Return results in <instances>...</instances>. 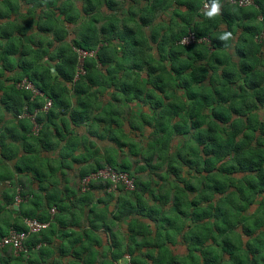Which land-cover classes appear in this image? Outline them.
Here are the masks:
<instances>
[{
  "label": "trees",
  "instance_id": "trees-1",
  "mask_svg": "<svg viewBox=\"0 0 264 264\" xmlns=\"http://www.w3.org/2000/svg\"><path fill=\"white\" fill-rule=\"evenodd\" d=\"M33 1L42 36L18 35L32 21L0 31V179L39 185L17 210L15 186L1 191L0 241L12 228L25 230L24 217L49 226L23 251L0 246V264H264V43L257 38L264 0L246 7L219 0L211 18L213 0H124L125 15L103 22L97 15L117 0H80L76 15L69 2ZM76 23L79 36L67 41ZM188 32L205 40L180 44ZM24 77L42 95L18 86ZM47 99L51 106L40 110ZM124 123L141 134L151 128L146 149L128 143ZM127 146L144 164L117 159ZM160 164L165 173L151 174ZM73 165L81 180L110 166L134 186L112 189L97 177L68 195L55 175ZM118 220L127 223L120 232L111 228ZM176 243L184 253L174 252Z\"/></svg>",
  "mask_w": 264,
  "mask_h": 264
},
{
  "label": "rangeland",
  "instance_id": "rangeland-1",
  "mask_svg": "<svg viewBox=\"0 0 264 264\" xmlns=\"http://www.w3.org/2000/svg\"><path fill=\"white\" fill-rule=\"evenodd\" d=\"M124 0H117V2H118V4L117 5H115L116 7H115V9L114 10H110V9H108L107 7H106V12L104 13V14H99V15H97V17H99V20H100V22H103L105 19H106V17H109V16H111V15H113V14H118V13H122V15H125V10H126V4L123 2ZM35 2V4H36V1H34ZM142 2V1H141ZM140 1L138 2L139 4L141 3ZM144 2V1H143ZM103 6L104 5H99V6H97V8H96V10L97 11H99V10H101L102 8H103ZM76 8L78 7V4L75 6ZM75 7H74V10H75V12H74V14L76 15V10L80 13L81 12V6L79 7L80 9H75ZM134 8H135V6H134ZM73 10V11H74ZM59 16H61L60 15V13L58 14ZM118 16H119V14H118ZM161 17H163L164 19H168V15L167 14H165V15H162ZM120 20V19H119ZM71 29L68 31V34L66 35V36H68L67 37V41H69L70 40V36L71 35H73V36H75V37H77V36H79V32H78V29H79V27H78V25H77V23L76 24H72L71 25ZM146 29H143V32L146 34ZM58 45L57 44H55V47H54V49L57 47ZM153 46H155V45H153ZM79 54H80V58L83 56L82 54H81V51H79ZM94 54V53H93ZM78 70L79 71H81V67H78ZM10 74H9V72H5V76H9ZM26 79V77H24V78H22V80H25ZM108 95H109V91H105V93H104V96H106V97H108ZM131 105V104H130ZM132 108H134L135 110H137V106L136 105H132ZM148 109L149 108H145L144 110L147 112L148 111ZM26 115H28L29 116V114H25V112L23 113V114H21V116H18V117H24V116H26ZM124 116H129L128 115V109H127V107L125 106L124 107V114H123ZM10 117V116H9ZM128 125V124H127ZM126 125V123H124V125H123V129H124V133H126V135H128L129 136V142L128 143H131L130 145H132V144H134L136 147H137V149H138V152H140L141 150H142V148L144 147V149H146L145 147H146V143L149 141V139H150V137H149V132L151 131V128L150 127H146L145 129L146 130H144L143 132V134H141V133H139V130L138 131H136V130H134V129H130L128 126ZM38 129H39V125H37V124H33V127H32V133L33 134H36L37 133V131H38ZM79 131L80 132H85L86 131V128H80L79 129ZM93 139H95V138H93ZM180 141V140H179ZM179 141L178 140H174L173 141V144L174 145H172L171 147H170V149L172 150L173 148H174V146H175V144H177V143H179ZM10 142H11V139H10ZM14 144H16V143H14ZM14 144H12V145H14ZM18 144H20V143H18ZM96 144L99 146V144H101L102 145V147L103 146H105V145H109L105 140L103 141L102 139L101 140H99V139H97V141H96ZM128 152H129V148H128V146L127 147H125L122 151H118L117 153H116V157H117V159H121L123 156H126L128 159H133V160H135L136 158L139 160V162L140 163H142V164H144V160H143V158H142V156H140V155H132V154H128ZM173 152H175V151H173ZM51 155L53 156V157H55L54 156V154H52L51 153ZM157 161H159V158H157L156 156H154V158H153V160H152V162L154 163H156ZM10 163L11 162H8V164H5V165H10ZM55 166L56 165H58L57 163H55L54 164ZM1 166V165H0ZM165 169H166V167H165V164H160V167L157 169V170H155L153 173H151V174H155V173H157V175L159 174V173H165ZM79 167H77V166H75V165H73V167L72 168H64V173H57V175H55V176H59L60 178H61V182L58 184V186H56V187H58V188H62L63 187V189H64V185H66L67 187H68V195H69V192H70V194H71V192H73L75 195H78V194H80V193H82L83 191H85L86 189H87V187H88V185L85 187L84 185H83V183H82V181H81V179L79 178ZM151 171V170H150ZM102 172V171H101ZM56 173V172H55ZM181 173L182 174H184L185 176H188L187 175V172H186V169H185V167L183 168V170L181 171ZM93 175V179L95 180L97 177L96 176H102V174L101 173H93L92 174ZM104 176V175H103ZM102 176V177H103ZM141 177H142V179H144V180H146V179H149V176H151L150 175V173L149 172H143L141 175H140ZM96 177V178H95ZM10 180L11 179H3V180H0V194H1V191H3V189H5V188H8V187H11V186H15V190H13V189H11V192H15L16 193V197H15V205H17L18 204V202L21 200V199H23V200H25V199H27L28 197H31V194L28 192L30 189H34V190H36L37 189V187H38V185H39V183L37 182V181H33V180H30L29 182H28V178L27 177H25V183H21V182H18V184H17V182H14L12 185L10 184ZM6 184L8 185V186H6ZM85 187V188H84ZM114 187H115V185H112L111 186V188L112 189H114ZM85 190H84V189ZM125 188V187H124ZM107 189L109 190L110 189V187L108 188L107 187ZM130 189V188H129ZM128 189V190H129ZM125 190V189H124ZM21 193H23V195H20ZM27 194H30L29 196L27 195ZM64 194V193H63ZM19 195V196H18ZM30 199V198H29ZM68 200H69V202L70 203H74V201H71L69 198H68ZM94 205V204H93ZM256 207V205L254 204V205H250L249 206V209L250 210H252V209H254ZM52 208V207H51ZM55 208V207H54ZM113 208V207H112ZM109 209L111 210V208L109 207ZM55 213H54V215H56V214H58V212H57V209L55 208ZM49 212H50V210H49ZM111 212H109L108 213V216L109 217H111V214H110ZM127 226V223H126V221H124V220H121V221H117V222H115L114 221V223L111 225V228L112 229H118V231L120 232V231H122V229H124L125 227ZM184 250H186L185 249V247L183 246V245H180V244H175V246H174V252H176V253H178V254H182V253H184ZM51 257V256H50ZM50 257L47 259V260H49L50 259ZM126 257V256H125ZM185 262V260H183L182 261V263H184ZM130 264V263H129Z\"/></svg>",
  "mask_w": 264,
  "mask_h": 264
},
{
  "label": "built area",
  "instance_id": "built-area-1",
  "mask_svg": "<svg viewBox=\"0 0 264 264\" xmlns=\"http://www.w3.org/2000/svg\"><path fill=\"white\" fill-rule=\"evenodd\" d=\"M227 2L231 5L238 6V7H246L250 5H255V0H227ZM204 8H210V6L205 2L204 3ZM257 38L259 39L260 42L264 43V30L261 31L258 35ZM205 38L203 39H196L195 35L193 32H188L185 36L181 38L179 41L180 44H189L192 42H201L204 41ZM81 54L84 56L86 52L81 51ZM18 86L23 87L29 91H31L33 96L36 95H42V92H40L28 79L22 80L20 83H18ZM51 106V101L50 99H47L42 106L41 110L46 111L49 107ZM102 171V172H101ZM98 173H101L102 176H96L100 177L102 179H109L114 185L117 182H121L126 189H132L133 188V181L128 178L127 174L122 171H116L110 166H105L104 168L98 169ZM95 172V173H97ZM93 174V173H92ZM89 175L87 177H84L82 179L83 185L86 187L88 185V182L90 179H92L93 175ZM95 177V178H96ZM84 187V188H85ZM83 188V189H84ZM55 208L51 209V214L53 215L55 213ZM26 229L25 230H16V229H11L8 234L4 237H2L0 241V246H9L14 250V252H19L25 250V241L26 239L33 233H36L44 228L47 227L48 223L39 221L38 219L35 218H24L23 220Z\"/></svg>",
  "mask_w": 264,
  "mask_h": 264
},
{
  "label": "crops",
  "instance_id": "crops-1",
  "mask_svg": "<svg viewBox=\"0 0 264 264\" xmlns=\"http://www.w3.org/2000/svg\"><path fill=\"white\" fill-rule=\"evenodd\" d=\"M10 1L13 4H11ZM56 1H58L59 3L69 2L71 5V9L74 10V7L82 0L81 1L80 0H56ZM12 5L16 6L17 8L12 9ZM40 7L41 6L37 5V3L35 4L33 0H0V31L3 32L2 29L6 26L7 27L6 30L9 32H12L14 30L15 25L24 26L27 21L28 22L32 21V24L21 29L22 32L18 35L21 37V34L23 33L22 37L27 40L32 35H33L34 40L38 39L39 36L43 35V33L39 34V36L37 35L38 33H37V26H36L37 22L41 20V18L39 17ZM167 15L169 16L170 14H167ZM21 153L22 152H20L19 154ZM5 164H8V163L5 162ZM125 256H126L125 258L127 259L128 256L127 255Z\"/></svg>",
  "mask_w": 264,
  "mask_h": 264
},
{
  "label": "clouds",
  "instance_id": "clouds-1",
  "mask_svg": "<svg viewBox=\"0 0 264 264\" xmlns=\"http://www.w3.org/2000/svg\"><path fill=\"white\" fill-rule=\"evenodd\" d=\"M220 10H221V5L219 3V0H213V3H212V6H211V10L207 12V16L208 17H214L215 15L219 14L220 13ZM231 36V33H225L221 39H228L229 37ZM41 92V91H40ZM42 108V107H41ZM40 108V110H41ZM92 174V173H91ZM89 176V175H88ZM87 177V176H86ZM83 179V178H82ZM93 179V178H92ZM106 180V179H105ZM82 181V180H81ZM88 188V187H87ZM85 190V189H84ZM54 208V207H53ZM52 209V208H51ZM51 209H50V213H51ZM54 215V214H53ZM53 215L51 214V218L53 217ZM24 218H29V217H24ZM23 218V220H24ZM36 219V218H35ZM40 221V220H39ZM42 222H46L48 223L47 227L49 226V222L48 221H42ZM46 227V228H47ZM13 229V228H12ZM45 229V228H44ZM11 230V229H10Z\"/></svg>",
  "mask_w": 264,
  "mask_h": 264
},
{
  "label": "water",
  "instance_id": "water-1",
  "mask_svg": "<svg viewBox=\"0 0 264 264\" xmlns=\"http://www.w3.org/2000/svg\"><path fill=\"white\" fill-rule=\"evenodd\" d=\"M13 207H14L15 209H17V208H18V206H17V205H15V204H14V206H13Z\"/></svg>",
  "mask_w": 264,
  "mask_h": 264
}]
</instances>
